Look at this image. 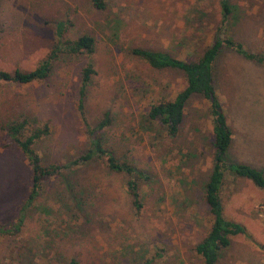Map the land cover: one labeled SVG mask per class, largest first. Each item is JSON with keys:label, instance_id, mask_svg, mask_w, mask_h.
I'll return each instance as SVG.
<instances>
[{"label": "rangeland", "instance_id": "374dc122", "mask_svg": "<svg viewBox=\"0 0 264 264\" xmlns=\"http://www.w3.org/2000/svg\"><path fill=\"white\" fill-rule=\"evenodd\" d=\"M105 1L106 10L98 12L87 0H0L2 72L33 69L49 51L58 21L72 24L68 37L88 33L95 40L89 59L59 60L42 83H0V223L15 216L29 189L27 162L8 144L1 122L22 118L30 129L45 127L34 146L45 166L81 154L85 140L75 104L85 61L95 71L84 101L87 121L95 124L108 112L105 135L115 157L149 172V184L139 188L142 208H131L123 177L96 164L76 174L81 182H98L79 208L64 181L50 179L19 235L0 237V264H115L118 257L120 263L141 257L152 264H201L193 248L210 222L202 199L212 154L207 104L190 97L178 137L165 138L143 122L145 108L172 98L183 78L154 71L121 50L161 49L179 59L198 54L211 41L218 0ZM231 4L236 18L229 19L230 36L258 57L222 50L214 64L216 94L231 131L226 154L264 173V0ZM193 33L195 39L183 40ZM220 196L224 217L242 225L245 235L230 239L217 264H264V191L227 175Z\"/></svg>", "mask_w": 264, "mask_h": 264}, {"label": "trees", "instance_id": "16d2710c", "mask_svg": "<svg viewBox=\"0 0 264 264\" xmlns=\"http://www.w3.org/2000/svg\"><path fill=\"white\" fill-rule=\"evenodd\" d=\"M87 1L95 11L104 12L106 10L105 0ZM217 5L218 19L213 28L211 41L198 54H186L183 59H179L171 52L161 49L129 46L126 50H121L154 71L173 72L182 76L183 88L177 91L172 98L160 97L149 103L143 115V122L152 125L165 138L174 140L178 137L184 119L185 106L190 97L199 96L207 104L211 125L212 154L210 171L203 185L202 199L210 222L205 235L193 248L201 264H217L220 254L230 246V239L234 236L245 235L242 225L226 219L223 215L220 192L225 177L230 175L246 179L255 188L264 191V173L262 171L250 165L231 162L227 158L231 131L221 100L216 94L213 78L214 64L222 50L233 51L250 60L258 56L245 51L242 44L230 36L229 19L236 18L234 16L235 7L231 4V0H218ZM55 27L52 33V44L44 58L28 71L14 70L12 73L0 71V83L10 82L20 85L42 83L49 77L54 65L59 60L65 58L85 60L95 52V40L90 34L83 33L75 37H68V31L72 24L67 20L56 22ZM111 30L115 31L114 28ZM195 38L194 33L183 36V40ZM94 74L91 61H85L79 68L75 110L83 129L85 150L65 163H52L46 166L41 163L34 146L45 134V127L30 129L28 121L22 118L1 122L3 123L1 129L7 137L8 144L14 146L27 162L29 189L25 199L17 208L15 216L9 221L0 223V237L19 235L28 209L39 198L43 183L50 179L58 178L64 181V191L74 197L75 208H79L80 204L83 205L81 202L83 196L92 191L98 183L93 181L84 183L77 178L78 171L88 165L95 166L96 164L105 174L123 177L125 194L129 198L131 208L136 213L141 210L139 188L140 185L149 184V172L135 167L126 159L121 160L115 157L112 145L108 144L109 139L105 135V131L111 124L108 112H105L95 124L87 121L84 101ZM121 258L123 257L116 258L115 264L153 263L152 260L142 262L141 257L138 260L133 259L120 263ZM67 264H75V262L70 260Z\"/></svg>", "mask_w": 264, "mask_h": 264}]
</instances>
